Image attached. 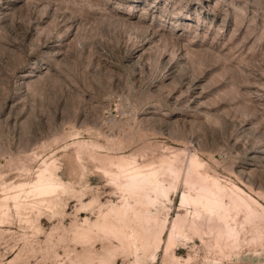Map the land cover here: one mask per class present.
I'll list each match as a JSON object with an SVG mask.
<instances>
[{
  "label": "rangeland",
  "instance_id": "374dc122",
  "mask_svg": "<svg viewBox=\"0 0 264 264\" xmlns=\"http://www.w3.org/2000/svg\"><path fill=\"white\" fill-rule=\"evenodd\" d=\"M0 264H264V0H0Z\"/></svg>",
  "mask_w": 264,
  "mask_h": 264
},
{
  "label": "bare ground",
  "instance_id": "6f19581e",
  "mask_svg": "<svg viewBox=\"0 0 264 264\" xmlns=\"http://www.w3.org/2000/svg\"><path fill=\"white\" fill-rule=\"evenodd\" d=\"M163 164H164V167L167 170L171 171L172 173H175L178 176L180 175L182 163H180L178 157H176L175 160H172V161H169V162H164ZM189 170L187 171L188 174H187V177H186V181H187L188 185L191 186L192 189H195L199 185H201V180H200V173L198 171V164H197V162L194 159L190 160V169ZM134 183H135V181L133 179L130 180V185H135ZM130 187L132 188V186H130ZM9 199H16L17 200L16 197H14V198H8V200ZM178 224H179V219L176 221V226H178ZM210 233L211 234L214 233L212 231V229H210ZM172 237L170 238V245L173 243ZM216 238L218 239V241H220V238H222L221 229H220V231H219V233H218V235H217Z\"/></svg>",
  "mask_w": 264,
  "mask_h": 264
}]
</instances>
